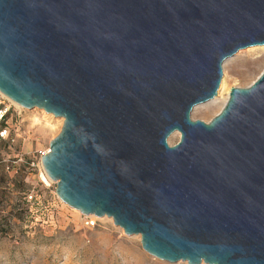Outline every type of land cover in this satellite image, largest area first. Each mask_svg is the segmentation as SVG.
Instances as JSON below:
<instances>
[{"label": "water", "instance_id": "95a60500", "mask_svg": "<svg viewBox=\"0 0 264 264\" xmlns=\"http://www.w3.org/2000/svg\"><path fill=\"white\" fill-rule=\"evenodd\" d=\"M259 46L264 0H0V94L62 120L40 166L70 209L168 263L264 264V68L189 117Z\"/></svg>", "mask_w": 264, "mask_h": 264}, {"label": "rangeland", "instance_id": "374dc122", "mask_svg": "<svg viewBox=\"0 0 264 264\" xmlns=\"http://www.w3.org/2000/svg\"><path fill=\"white\" fill-rule=\"evenodd\" d=\"M263 68L264 46L237 51L222 64L216 96L195 106L190 119L207 123L229 89L248 87ZM6 100L0 101L9 108L0 121V130L7 129V137L0 139V264H186L150 256L138 236H125L107 218L84 227L83 216L56 198L54 183L40 166L41 154L62 122ZM178 138L172 133L166 142L172 146ZM30 191L37 195L33 201L26 200Z\"/></svg>", "mask_w": 264, "mask_h": 264}, {"label": "built area", "instance_id": "2783aa9c", "mask_svg": "<svg viewBox=\"0 0 264 264\" xmlns=\"http://www.w3.org/2000/svg\"><path fill=\"white\" fill-rule=\"evenodd\" d=\"M3 100H6L5 97H3L1 94H0V101H3ZM7 101V100H6ZM8 107H4L3 104L1 105L0 104V121H2L6 114L8 113ZM7 137V129L5 127H3L1 130H0V139H5ZM46 152L42 153L41 156L43 154H45ZM30 194H28V196L26 197V200L27 201H33L35 200V198L37 197V195L35 194V192L33 193V191H30L29 192ZM84 221H83V226L84 227H92L94 225V220L96 218L94 217H83Z\"/></svg>", "mask_w": 264, "mask_h": 264}, {"label": "bare ground", "instance_id": "6f19581e", "mask_svg": "<svg viewBox=\"0 0 264 264\" xmlns=\"http://www.w3.org/2000/svg\"><path fill=\"white\" fill-rule=\"evenodd\" d=\"M60 120V122H62V120L61 119H59Z\"/></svg>", "mask_w": 264, "mask_h": 264}]
</instances>
